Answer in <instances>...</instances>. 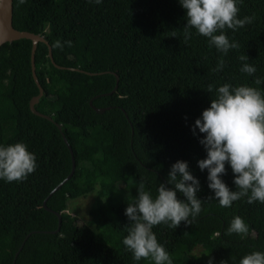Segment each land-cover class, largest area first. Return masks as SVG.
<instances>
[{
  "label": "trees",
  "instance_id": "trees-1",
  "mask_svg": "<svg viewBox=\"0 0 264 264\" xmlns=\"http://www.w3.org/2000/svg\"><path fill=\"white\" fill-rule=\"evenodd\" d=\"M238 6L239 18H255L226 30L240 47L224 55L195 29L184 42L187 18L179 0H27L19 6L11 0V25L44 38L33 50L41 87L33 106L48 117L28 108L37 93L29 38L1 42L0 145L26 144L37 167L21 182L0 179V264H154L135 261L124 246L130 223L125 210L135 202L141 178L153 197L159 183L173 187L167 178L178 160L187 161L199 180L203 201L192 225L152 229L173 264H239L244 255L264 251V204L243 198L222 208L207 199L214 192L208 170L198 166L207 156L199 142L204 134L192 131L216 98L208 84H247L264 92V83H254L256 77L264 81V0ZM57 40L72 44L54 48ZM242 54L257 69L253 76L240 71ZM220 59L224 68L213 72ZM66 144L74 168L49 193L69 171ZM225 167L221 179L235 190L232 169ZM94 186L86 221L64 211L67 198ZM177 198L186 199L178 191ZM235 216L248 225L246 236L224 234Z\"/></svg>",
  "mask_w": 264,
  "mask_h": 264
},
{
  "label": "clouds",
  "instance_id": "clouds-1",
  "mask_svg": "<svg viewBox=\"0 0 264 264\" xmlns=\"http://www.w3.org/2000/svg\"><path fill=\"white\" fill-rule=\"evenodd\" d=\"M27 0H17L23 5ZM92 2V0H90ZM186 10L187 23L183 28L184 42L192 36V29L208 38L210 46L227 55L231 49H239L236 41L229 40L226 30L233 31L250 24L253 16L239 18V3L243 0H179ZM96 4L102 0H95ZM176 37L175 32L172 33ZM69 47L72 42H54V48ZM244 62L240 71L253 76L257 69L247 63L249 57L239 56ZM224 60L220 59L213 72L224 68ZM256 85L264 83L256 77ZM215 90L216 98L211 100L210 107L202 111L200 118L192 127L204 136L200 143L207 156L198 161L201 171L208 170V187L213 190L214 197L222 208H230L235 201L247 198V203L264 204V92L258 87L247 84L233 86L224 83L219 87L207 85V92ZM230 165L233 172L235 190L221 179L226 174L225 165ZM37 167L35 154L30 152L22 142L0 145V179L6 182H21L27 179ZM167 187L159 183L157 194L153 197L145 190V182L141 178L136 189L134 203L128 204L125 215L130 223L126 226L127 235L123 244L132 254L135 261L141 259L154 261V264H173L169 252L161 245L153 232V227L164 224L176 229L181 222L193 224L202 211V201L197 193L200 191L199 180L192 175L187 161L178 160L168 173ZM177 191L186 198H177ZM249 228L240 216H235L225 231V235L239 234L246 236ZM209 264H212L211 259ZM223 264V262H221ZM239 264H264V251L254 250L244 255Z\"/></svg>",
  "mask_w": 264,
  "mask_h": 264
},
{
  "label": "water",
  "instance_id": "water-1",
  "mask_svg": "<svg viewBox=\"0 0 264 264\" xmlns=\"http://www.w3.org/2000/svg\"><path fill=\"white\" fill-rule=\"evenodd\" d=\"M29 38L30 40V51H29V58H30V73L31 76L34 80V83L37 86V93L33 94L30 96V98L28 99V108L31 112L35 113V114H39V115H43L45 117H48L45 114H42L40 112H38L33 104L34 102L37 100V96L39 95V93L41 92V87L36 79L35 73H34V66H33V50L36 44L37 40H42L44 41V38L42 37V35L34 33L32 31L29 30H23V29H16L11 25V0H0V43L3 41H10L12 39L15 38ZM47 55L51 60V55H50V47L47 44ZM117 76L115 74V82H116ZM113 87H115V84L113 85ZM113 89V88H112ZM95 110H102V107H94L92 106ZM57 128L60 131V127L59 124L56 123ZM62 139L66 142V139L64 137V135L62 134V132H60ZM68 151L70 153V168L69 171L66 173V175L60 180L58 181L53 188L49 191V193L54 190L55 188H57L60 183L65 180L69 174L72 172L73 168H74V161L71 155V149L70 146L68 144H66ZM44 200L45 197L42 200V205L43 207L47 208L44 205ZM55 214L57 215V224H58V220H59V214L55 212ZM57 226L53 229L56 230ZM16 253V252H15ZM11 264H13V260L11 262Z\"/></svg>",
  "mask_w": 264,
  "mask_h": 264
},
{
  "label": "rangeland",
  "instance_id": "rangeland-1",
  "mask_svg": "<svg viewBox=\"0 0 264 264\" xmlns=\"http://www.w3.org/2000/svg\"><path fill=\"white\" fill-rule=\"evenodd\" d=\"M95 186L90 191L86 192L85 195L77 196L66 199V208L64 211L69 212L76 216L77 220L86 221L88 219L87 209L92 201ZM198 246L192 248V252L197 253Z\"/></svg>",
  "mask_w": 264,
  "mask_h": 264
}]
</instances>
